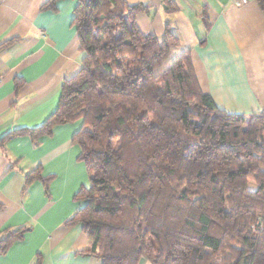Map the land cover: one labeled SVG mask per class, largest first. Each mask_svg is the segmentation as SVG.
<instances>
[{
	"label": "trees",
	"instance_id": "16d2710c",
	"mask_svg": "<svg viewBox=\"0 0 264 264\" xmlns=\"http://www.w3.org/2000/svg\"><path fill=\"white\" fill-rule=\"evenodd\" d=\"M75 1L81 68L62 82L42 127L14 135L35 143L81 122L72 144L88 185L66 224L80 225L83 253L101 264H264V111L219 109L201 92L189 53L158 71L177 39L168 25L162 40L137 28L147 5ZM254 1L264 16V0ZM40 172L26 174V185L47 189L51 177ZM26 231L2 239L0 254Z\"/></svg>",
	"mask_w": 264,
	"mask_h": 264
},
{
	"label": "crops",
	"instance_id": "0c3cea01",
	"mask_svg": "<svg viewBox=\"0 0 264 264\" xmlns=\"http://www.w3.org/2000/svg\"><path fill=\"white\" fill-rule=\"evenodd\" d=\"M0 0V241L27 229L0 254V264H101L85 255L80 225L66 222L81 207L74 196L88 185L80 148L72 144L81 122L57 125L35 143L25 130L42 127L56 110L65 79L81 68L72 24L75 0ZM148 11L136 16L143 34L177 39L164 70L189 53L201 92L230 114L264 111V16L254 0H125ZM169 2V4L167 3ZM173 8V12L168 9ZM40 168L51 177L26 185ZM145 259L139 264H147Z\"/></svg>",
	"mask_w": 264,
	"mask_h": 264
},
{
	"label": "built area",
	"instance_id": "2783aa9c",
	"mask_svg": "<svg viewBox=\"0 0 264 264\" xmlns=\"http://www.w3.org/2000/svg\"><path fill=\"white\" fill-rule=\"evenodd\" d=\"M248 2V0H234V4L236 6H242L245 5ZM2 82L1 76H0V84Z\"/></svg>",
	"mask_w": 264,
	"mask_h": 264
},
{
	"label": "rangeland",
	"instance_id": "374dc122",
	"mask_svg": "<svg viewBox=\"0 0 264 264\" xmlns=\"http://www.w3.org/2000/svg\"><path fill=\"white\" fill-rule=\"evenodd\" d=\"M164 70V64L158 69V71H163ZM249 186H251V182L249 183ZM253 188V187H252ZM146 261V260H145ZM148 264V262H146Z\"/></svg>",
	"mask_w": 264,
	"mask_h": 264
}]
</instances>
